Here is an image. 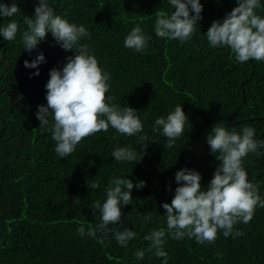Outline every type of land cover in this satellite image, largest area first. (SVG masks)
Returning <instances> with one entry per match:
<instances>
[{
  "label": "trees",
  "instance_id": "trees-1",
  "mask_svg": "<svg viewBox=\"0 0 264 264\" xmlns=\"http://www.w3.org/2000/svg\"><path fill=\"white\" fill-rule=\"evenodd\" d=\"M13 0H0L12 4ZM20 9L12 18L0 17V26L23 16H34L38 0H15ZM56 13L90 37L88 44L99 65L111 75L108 95L112 103L138 111L143 132L128 137L109 128L84 139L70 156L61 158L56 142L36 119L39 105H47L46 84L53 68L62 69L66 52L49 33L31 54L24 51L18 31L13 41L0 36V264H163L148 252L144 237L154 229H165L163 203L171 204L178 187L175 174L183 169L198 171L206 190L219 161L208 146L207 133L214 124L226 122L229 130L255 129V139L264 140V62H238L228 47L213 48L205 36L213 21H222L237 6L236 0H200L203 19L189 42L158 38L155 12L171 14L168 0H48ZM258 15L264 17V0ZM194 15V13H193ZM137 24L152 37L143 53L124 46ZM46 62L38 69L26 68L39 53ZM39 71L40 75L34 73ZM181 105L190 127L171 148L167 138L153 132L155 120L167 117ZM53 124L49 117V126ZM148 136L146 155L138 164L117 162L111 153L129 146L140 151L139 135ZM249 154L243 165L249 182L260 185L264 198V148ZM130 179L145 187L132 190L133 201L123 207L122 222L108 230L81 236L77 229H96V200L106 199V188L114 178ZM93 182L99 188L91 189ZM169 187L171 191H169ZM150 213L146 221L144 214ZM129 228L136 238L121 247L116 229ZM243 236L225 238L222 231L214 243H198L187 236H166L168 264H264V208L257 207L253 219L234 226ZM144 250L142 260L135 252Z\"/></svg>",
  "mask_w": 264,
  "mask_h": 264
},
{
  "label": "clouds",
  "instance_id": "clouds-1",
  "mask_svg": "<svg viewBox=\"0 0 264 264\" xmlns=\"http://www.w3.org/2000/svg\"><path fill=\"white\" fill-rule=\"evenodd\" d=\"M174 9L171 14L156 11L154 31L158 38L178 40L181 44L189 42L196 32L199 22L203 19V5L200 0H168ZM237 6L225 14L222 21H213L206 37L213 47H228L235 54L238 62L250 60L264 62V17L257 14L261 8L260 0H236ZM20 9L15 0L9 6L0 3V17L12 18ZM194 13V15H193ZM23 25L14 19H9L6 25L0 26V36L7 41H13L18 31L21 35L24 51L31 54L38 45L45 41L50 33L55 43L66 52L73 55L66 58L62 69L53 68L49 72L50 79L46 88L47 105H39L36 119L40 127H46L56 142L55 152L61 157L70 156L76 151L77 145L84 139L109 128L117 133L132 137L143 132V122L138 111L119 104L112 103L115 97L109 96L111 75L100 67L89 45L81 44V39L90 37L83 25L69 22L56 13L48 0H38L34 16H23ZM151 36L147 35L137 24L124 40V46L135 52L143 53L149 45ZM41 52L31 63L24 61L26 68L38 69L45 63ZM39 76L37 70L34 73ZM49 117L53 124L49 126ZM190 127L189 118L181 105H177L167 117H159L152 127L153 132H159L167 138V147L171 148L177 138L185 134V128ZM255 129L249 126L241 132L234 128L229 130L226 122L213 125L207 133V144L211 153L219 161L206 190H202V176L196 170L183 168L175 174L178 185L175 189L171 204L163 203L166 212L165 229H154L144 237L150 242L148 252L168 264V253L164 250L166 236L173 240L184 237L195 238L204 244H211L222 231L225 238L243 236V231L234 226L240 222L249 223L256 208H264V198L259 194L260 185L249 182L243 161L250 153L259 155L264 148V140L257 141ZM140 151L129 146L117 147L111 153L117 162L138 164L146 155L148 136L139 135ZM142 189L145 182L135 185L127 178H114L106 188V199L103 203L96 200L92 211L98 212L100 223L96 229L85 226L77 229L83 237L92 236L95 231L108 230L109 225L122 222L123 207L133 201L132 190ZM99 188L98 182L91 184V189ZM171 191V188L168 189ZM123 205V207H122ZM151 214H144L146 221L151 220ZM114 239L121 247L136 238V233L125 227L113 232ZM142 260L145 251L134 253Z\"/></svg>",
  "mask_w": 264,
  "mask_h": 264
}]
</instances>
